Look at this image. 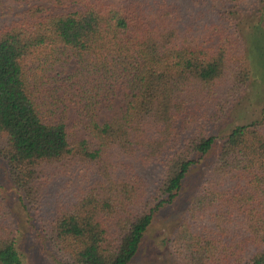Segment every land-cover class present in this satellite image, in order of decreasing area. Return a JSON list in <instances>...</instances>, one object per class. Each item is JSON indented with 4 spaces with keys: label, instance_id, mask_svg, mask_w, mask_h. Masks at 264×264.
I'll list each match as a JSON object with an SVG mask.
<instances>
[{
    "label": "trees",
    "instance_id": "1",
    "mask_svg": "<svg viewBox=\"0 0 264 264\" xmlns=\"http://www.w3.org/2000/svg\"><path fill=\"white\" fill-rule=\"evenodd\" d=\"M210 1L0 0V163L61 264H131L256 80L224 12L250 0ZM19 235L0 183V264H26ZM172 245L264 264V118L227 135Z\"/></svg>",
    "mask_w": 264,
    "mask_h": 264
},
{
    "label": "rangeland",
    "instance_id": "2",
    "mask_svg": "<svg viewBox=\"0 0 264 264\" xmlns=\"http://www.w3.org/2000/svg\"><path fill=\"white\" fill-rule=\"evenodd\" d=\"M206 2V8H211L212 2ZM190 7L194 9L196 4L192 3ZM21 8L22 6L18 7L19 10ZM224 12L231 16L228 23L232 24L235 20L238 24L237 30L244 45L241 46L242 52L246 51L256 80H252L245 93L232 103L227 119L215 130L216 145L213 151L201 158V162L192 168L174 202L157 211L131 264H180L174 254L173 239L205 180L208 169L216 161L225 138L236 126L264 118V0H250L239 6H227ZM210 17L209 12L204 21ZM108 118V114L102 115L100 123H104ZM0 183L4 187V197L20 230L19 244L26 257V264H61L51 245L45 242L34 212L30 217L24 209L2 163ZM71 188L72 184L66 178L51 182L46 189L47 206L69 202L72 198Z\"/></svg>",
    "mask_w": 264,
    "mask_h": 264
}]
</instances>
